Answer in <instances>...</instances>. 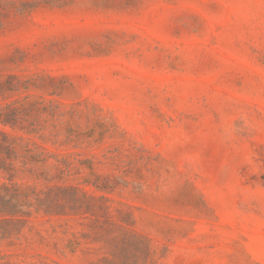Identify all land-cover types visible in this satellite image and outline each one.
<instances>
[{
	"label": "rangeland",
	"instance_id": "1",
	"mask_svg": "<svg viewBox=\"0 0 264 264\" xmlns=\"http://www.w3.org/2000/svg\"><path fill=\"white\" fill-rule=\"evenodd\" d=\"M9 150L68 204L0 168V264H264V0H0Z\"/></svg>",
	"mask_w": 264,
	"mask_h": 264
},
{
	"label": "trees",
	"instance_id": "2",
	"mask_svg": "<svg viewBox=\"0 0 264 264\" xmlns=\"http://www.w3.org/2000/svg\"><path fill=\"white\" fill-rule=\"evenodd\" d=\"M7 136L6 133H4ZM39 147V145L37 146ZM7 156L0 159V168L4 170V177L9 179L7 183L8 189L13 188L15 193L9 198L12 203L9 207H5L11 213L32 214L35 212H44L46 214H64L66 213L67 200L65 194L69 186L59 184L67 174V161L60 157L59 154H51L55 159L50 164V169L55 173L50 174L46 170H41L42 165H46L48 157L43 156L41 152L35 153L31 157L20 158L16 153L7 151ZM31 164V167L29 165ZM41 164V165H39ZM30 171L32 174L45 179L43 188L38 189L37 185H32L27 190H21L13 179L18 175L19 170ZM76 189H82L78 186Z\"/></svg>",
	"mask_w": 264,
	"mask_h": 264
}]
</instances>
